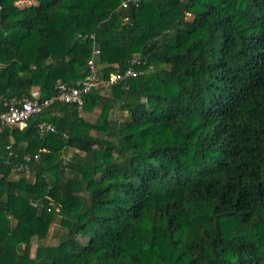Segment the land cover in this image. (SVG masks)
Here are the masks:
<instances>
[{
	"label": "trees",
	"instance_id": "trees-1",
	"mask_svg": "<svg viewBox=\"0 0 264 264\" xmlns=\"http://www.w3.org/2000/svg\"><path fill=\"white\" fill-rule=\"evenodd\" d=\"M120 3L0 0V112L141 71L0 124V264H264V0Z\"/></svg>",
	"mask_w": 264,
	"mask_h": 264
},
{
	"label": "built area",
	"instance_id": "built-area-1",
	"mask_svg": "<svg viewBox=\"0 0 264 264\" xmlns=\"http://www.w3.org/2000/svg\"><path fill=\"white\" fill-rule=\"evenodd\" d=\"M120 2L122 7H126L130 3L137 5L139 0H120ZM91 37L93 36L91 35ZM98 53V49H93V56H91L87 61L89 71L84 79L74 84L58 82L56 86V93L51 97L43 100H40L38 96H34L32 98L11 97L7 99L5 102V105L7 106L6 109L0 112V124L2 126L8 127H12L16 124H22L29 117L40 113L45 107L49 106L54 101L76 104L79 108H81L84 102V96L92 89L101 86L108 87L118 81L132 78L141 74V71L137 70L135 67L140 63V61L133 55V57L129 60L126 69L122 71L111 72L107 78H103L99 74L94 63V55ZM36 129L40 135L56 131L55 126L52 123L46 121L38 122ZM33 159L38 161L39 154H34ZM12 171H21L25 175L31 174L30 168L26 163L14 165ZM1 175L2 174L0 173V176ZM30 203L33 207L37 206L36 202ZM49 203L52 204L51 201H49ZM55 211H58L57 207L55 208Z\"/></svg>",
	"mask_w": 264,
	"mask_h": 264
},
{
	"label": "rangeland",
	"instance_id": "rangeland-1",
	"mask_svg": "<svg viewBox=\"0 0 264 264\" xmlns=\"http://www.w3.org/2000/svg\"><path fill=\"white\" fill-rule=\"evenodd\" d=\"M28 2H32V1H19L18 4L19 5H23V4H27ZM188 18H191V16L189 15ZM33 90H36V89H33ZM103 93L109 94V88L106 87V86L103 87ZM80 113L82 114V116L86 120H88L90 122H94L97 119V116H98V110H94L92 112H85V111L80 109ZM109 116L110 117H114V118H118V119L120 118V114H119V112L117 110L109 113ZM92 133H94V131H92ZM71 153H72V149L71 148H67V150H65L66 158L69 157ZM58 229H60L58 220H55V221L51 222L46 238H44V239L35 238V239L32 240L31 246H30L31 247L30 255L31 256L34 255V251H35V248H36L37 244H44V245L45 244H47V245H55V244H57V239H55V234L58 231ZM82 241L84 242V239Z\"/></svg>",
	"mask_w": 264,
	"mask_h": 264
},
{
	"label": "crops",
	"instance_id": "crops-1",
	"mask_svg": "<svg viewBox=\"0 0 264 264\" xmlns=\"http://www.w3.org/2000/svg\"><path fill=\"white\" fill-rule=\"evenodd\" d=\"M34 89H36V90H33L34 91V94H37L38 92H37V88H34Z\"/></svg>",
	"mask_w": 264,
	"mask_h": 264
}]
</instances>
